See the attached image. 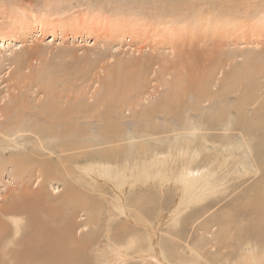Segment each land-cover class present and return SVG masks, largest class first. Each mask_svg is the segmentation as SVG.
<instances>
[{
	"label": "bare ground",
	"instance_id": "obj_1",
	"mask_svg": "<svg viewBox=\"0 0 264 264\" xmlns=\"http://www.w3.org/2000/svg\"><path fill=\"white\" fill-rule=\"evenodd\" d=\"M53 1L0 0V41L7 39L9 44L33 39L30 45L23 47V53H16L12 58L5 59L9 61L8 70L0 66V140L16 148L23 144L21 148L24 149L18 156H11L10 160L7 158V163H1L0 171L11 164L13 171L20 172L24 177L32 178L35 175L39 185L44 188L49 181V175L53 176L59 170V166L53 165L56 154L60 165L64 160L69 162V165L60 166L59 173L61 172L62 178L74 173L71 165L73 161H80L81 158L96 160L91 163L95 165V171L90 164L95 175H118L120 178L114 180L115 184H122L121 178L133 172L130 174L133 177V185H145L150 182L154 186L157 182L162 189L167 183L175 187L180 197L172 217L176 224L184 208L188 209L192 204L197 206L207 201L200 210L195 209L199 216L191 221L193 231L202 233L197 235L193 232L194 238L191 237L185 245L173 241L167 247L165 240L160 241L158 248L157 243L152 240L154 234L151 227L148 229L151 231L150 238L144 248L136 237L130 238L125 244V235L122 237L121 234L129 228L122 226L124 229H119L120 225L119 232L108 235L111 243L107 247L111 254L107 253L112 255L111 257L106 255L100 241L92 249L89 248V251H82V245L93 242L95 232L91 231L86 236L78 237L75 220V215H79L77 206L74 210L66 212V218L63 220L65 222L61 227L58 224L52 226L46 220L40 221L35 217V211L42 209L36 204L40 201L31 204L34 205L29 212V220L22 216L18 205H13L21 198L34 200L36 191L32 190L30 182L27 181L26 187L19 191L20 193L15 190L6 193L4 203L7 206L0 208V252L6 251L13 260L12 264H91V259L96 264H112L113 261L115 264L117 258V264H129L132 256L133 264H257V260L251 255L254 251H251V242L258 248H264V0L200 1L198 15L187 26L191 31L194 28L197 32L193 35L197 47L193 49V57L198 63L190 70L189 82L185 88H189L201 104L211 97L220 96L219 100L209 103L211 109L208 110L196 100V104L203 107L201 116L196 121L191 115L183 114L179 102H167V105L162 103L161 106L159 102L160 107L157 105L158 107L154 108L143 106L144 108L138 111L139 114L134 112L136 116L132 122L135 123L131 131L126 129L123 116L119 112L122 113L124 107L130 106L132 100L133 105H140V97L149 92L151 87L148 84V70H151L152 66L148 69V61L136 58L134 67L137 66L141 71L147 67L143 74L146 77L139 76V71L136 73L139 79L133 78L132 75V79L127 78L125 74L123 77L120 72L122 68L111 73L100 83L102 94L94 98V102L89 101L94 96L85 84L89 80L98 81L100 75L91 73L94 67L86 68L85 71L78 69L79 65L69 62L66 65L51 66L47 60L41 58L39 67L34 69L33 61L42 55L41 41L45 40L47 33L54 37L61 34L67 42L68 36L88 37V33L92 32L87 28L95 24L104 32V36L99 39V44L103 46L113 47L121 44L125 35L131 37V33L120 31L123 22H120L118 16L114 18L104 13L102 18L90 22L84 11L78 15L67 12L75 9L74 6L65 8L62 12L56 10L55 18L51 19L46 8L52 6ZM214 2L223 9L215 11L217 9L214 7L215 10L206 6H211ZM55 3L57 4L56 1ZM84 16L88 20H85ZM102 19L108 23L106 28L102 26ZM161 20L163 21L162 18ZM56 21L63 25H55ZM128 25L127 28L130 27V24ZM60 26L63 28H59ZM38 32L41 33L40 36L37 35ZM2 45L5 46V43H0V47ZM73 49L75 52L76 49L69 46L65 51ZM137 52V56L145 54L142 50ZM117 53L112 50L110 56L116 57ZM123 54L126 55L127 52ZM161 54L159 55L162 57ZM146 55L153 54L147 52ZM164 56L166 57V54ZM123 58L120 56L117 60L122 61ZM152 58L154 59V56ZM2 62L6 64L5 61ZM122 65L123 62L119 67ZM163 71L166 72L167 69L164 67L163 70V66L158 64L152 73L155 76L154 82L157 83L161 75V85H170L171 83L163 79ZM130 82L136 85L135 89ZM217 84L219 86L214 91L213 87ZM234 84L237 86L233 87ZM156 87L154 85V89ZM232 97L235 100H230ZM196 104L188 103L191 110L197 108ZM155 111L165 112L167 116L172 114L171 118L178 120L179 124L172 125L164 123L165 120H155ZM60 136H64L65 140L58 146L47 143L61 140ZM66 136L69 138L66 139ZM29 141H33L32 145L37 149L32 154L24 153ZM162 142L165 144L160 145ZM121 163L123 164L120 165ZM116 165L121 167L119 171H115ZM91 179L97 184V191L103 194L99 188L102 183L94 176H91ZM71 183L68 179L64 184L67 192L65 198L71 193L72 200L76 202V192L73 191L76 188ZM69 185L73 190H69ZM15 187L17 188L16 185ZM116 194L117 196L111 199V206L115 209L113 214L119 213L128 217L125 205L120 204L119 200L124 193L117 191ZM243 199L245 202L240 204L238 201ZM251 203L258 207L247 211L246 207ZM23 205L26 210V205ZM215 206L218 207L217 211L213 210ZM133 207H136L135 203ZM131 211L133 212L132 209ZM244 219L249 222L244 223L247 226L241 224ZM7 221L11 227L8 236L5 226H2V222ZM96 223L94 216H90L82 229L87 228V225L93 228ZM232 229V243H227L228 237L221 242V238L229 236ZM244 231L249 234L246 240L243 239ZM208 233L212 235L207 236ZM178 235L182 239L185 237L180 230ZM12 244L20 247L8 249ZM136 258H140V261H136ZM0 264H7V261L0 258Z\"/></svg>",
	"mask_w": 264,
	"mask_h": 264
},
{
	"label": "rangeland",
	"instance_id": "obj_2",
	"mask_svg": "<svg viewBox=\"0 0 264 264\" xmlns=\"http://www.w3.org/2000/svg\"><path fill=\"white\" fill-rule=\"evenodd\" d=\"M55 1L57 2V4L55 3ZM200 1H203V0H92V1L91 0H61V2L59 0H54L52 2V6H48L46 8L48 11V15L50 14L49 16H51V19L55 18L56 10L62 12L63 10H66L71 6H74L75 9L69 10L67 12L76 13L78 15L79 13L82 14V11H84L85 13H87L85 15H87V18L89 20L85 18L86 16H84V18L85 20H88V21L96 20L97 18L98 19L102 18V15L104 13L107 14L106 16H113L114 18L118 16V18L120 19V22L121 21L123 22L122 27L120 28V31H122V33L125 32V34L131 33L129 34L131 35V37H128L127 35H125L124 36L125 39H123L120 42L121 44L115 45L113 47H111L112 45L110 44H109L110 46L108 45L103 46L99 44L100 42L99 39H100V36L101 37L104 36V32L100 30L99 25H95V24L90 25V27L87 28V30H89V32H92L93 34L88 33V37L83 36V38L80 36H76V37L68 36L67 42H65L61 34H58L56 35V37H54L53 35H51V33H47L45 40L41 41L42 55L40 56L39 59H37L38 61L37 60L33 61L34 69H37L39 67V61L41 62L40 60L41 58L44 60H47L48 61L47 63H49L51 66L62 65V64L66 65L69 62V63H74L76 65H79L80 67L78 69L85 70V71L87 70L86 68L94 67V70H92L91 73L97 76L100 75V77H98V81L96 82L93 80H89L88 82H85L87 90H90L91 92H93V96H94L93 98H90L89 101L94 102V100H96L94 98H98L102 94V90H101L102 84L100 83H102L103 79L107 78L109 75H111V73H114L120 70L121 68L124 69V70L121 69L120 71L123 77H124L123 74H125V77L127 78L130 77L132 79V76H133V78L136 79L138 77L136 75L138 71H139L138 72L139 76H141L142 78L146 77L145 75L143 76V74H144V70H147V67L144 70H142L143 72L141 70H138L137 66L134 67V60L136 58H140L141 60L148 61L147 62L148 69L152 66L151 70H148L150 82L149 83L147 82L149 85H151V87H150V90L147 88L149 92L143 94V97L142 96L140 97V100L138 102L140 104L139 106L138 105L135 106V104L133 105V100H132V104L130 106L129 105L126 107L123 106L124 107L123 112L122 113L119 112L121 116H123V120L125 121L124 123L127 126L126 129L128 131H131L133 129V126H134L133 124L135 122H132V121H135L136 114H139L138 111H141L142 108L144 107L154 108V107H158L159 105L161 106L162 103H166L167 105V102L169 103L179 102L178 104H181V105L180 106L178 105V106L182 107L181 109L183 111V114H186V115L189 114V116L191 115L192 119L196 121L201 116V111H203L202 109L203 107H205L207 110L211 109L210 107L211 104L209 103L219 100L220 98V96L211 97L208 100H204L201 104L195 98L196 97L195 94L191 93L189 88H185V85H187L189 82L190 70L193 68L195 64L198 63L194 61V57H193V53H194L193 49L197 48L195 45V40L193 38V35H195L197 32L194 28L191 31L190 29H188L187 26H189V24L194 21L196 15H198V11H199L198 9L200 7L199 4L201 3ZM214 1H217V0H214ZM214 3H212L211 6L210 5H206V6L211 7L213 10L217 9L215 11H219L220 9L221 10L223 9L218 4H216L217 2L215 3V5ZM100 6L103 8H101ZM100 10H102L103 12ZM99 12L101 13V15ZM72 17H74V15ZM161 18L163 19V21L161 20ZM1 21L2 20L0 18V22ZM55 23H56L55 25H58V26L63 25L59 21L58 22L56 21ZM128 24H130L129 28H127L129 26ZM102 26L104 28L108 26V23H105L103 19H102ZM61 27L62 26H60L59 28ZM246 29L244 28L243 31H245ZM100 32L102 33L100 34ZM96 34H99V36H97ZM37 35L40 36L41 33L38 32ZM72 39H74V41H72ZM82 39L83 41H81ZM32 40L33 39L30 38L26 42L18 41V42L9 43V44L7 42L8 41L7 39L4 41L1 40L2 42L0 41V43L2 44L5 43V46L2 45V47H0V51H1L0 52V63H2V65L0 64V66H3L4 68H6V70H8L9 61L5 59L12 58L16 53H20V52L23 53L25 51L23 50V47L26 45H30L32 43ZM69 46L75 48L76 49L75 52H74V49L68 52L65 51L66 48ZM112 50L113 51L116 50V52H118L116 54V57L110 56V51ZM133 50H137V51L142 50L143 53L145 54H143L142 56L141 55L137 56L138 52L137 51L133 52ZM125 52H127L126 55L123 54ZM147 52L148 54L152 53L153 55L151 56L146 55ZM161 52L165 53L166 57L164 56L165 54L162 55ZM159 54H161L163 58ZM120 56L124 57L122 61L117 60V58H119ZM153 56H154V59L152 58ZM158 59L160 61H158ZM2 61H5L6 64H3ZM121 62H123V65L119 67V64ZM156 62L157 64H155ZM165 62H168V63H165ZM44 63L45 61L42 62V64ZM158 64L163 66V70H164V67L167 69L166 72L163 71L165 73L163 74V79L171 83L170 85H167L168 87L166 85L165 86L161 85L162 84L161 75H159L157 83L154 82L155 76L152 73H154ZM125 70H128L130 73H127V71ZM130 70L133 72L132 74ZM159 72L161 73V70H159ZM135 79H133L134 83H136ZM130 83L128 84L129 85L133 84V87L136 86L134 85V83L132 84ZM79 84H81V81H79ZM154 85L157 86L156 89H154ZM218 86L219 84L215 85L213 87V90L215 91L218 88ZM236 86H237L236 84L233 85V87H236ZM128 88H131V87H128ZM152 88H153V91H152ZM133 89H135V87ZM233 95H236V94H233ZM196 100L199 102V105L201 104L203 107L202 106L199 107V105L196 104ZM230 100H235V98L232 97ZM159 102L161 103L158 105ZM188 103L190 105L195 103L197 105V108L199 109L196 108L194 110H191V107L190 105H188ZM159 109L161 110V108ZM197 110H198V114H197ZM134 112L136 114H134ZM153 114H154L153 118H155V120H158L159 122L161 121L164 122L165 120L164 123H168L172 125L179 124L178 120L171 118L172 114H169L167 116L165 115V112H162V111H155ZM93 125L94 124H92V126ZM93 127H95V125ZM63 137L64 136H60V138H62L61 140L57 139L53 143L52 142H47V143L53 144V146H58L61 142L65 140ZM68 138L69 136H66V139ZM21 141L22 142L24 141L23 138H21ZM2 142L3 141L0 142L1 143L0 144V166H1V163H4V164L7 163V161L11 159L10 158L11 156L13 157L18 156L24 150L23 148H21L23 144H20V146L16 148L11 145H8L6 142H3V143ZM32 142L33 141L28 142V145H26L28 146V148L25 149L24 153L29 154L30 152L32 154V152L37 151V149L34 148V146L32 145L33 144ZM3 144L5 147L3 146ZM163 144H165V142L160 143V145H163ZM54 157H55L54 158L55 161L53 160L54 163L53 162L52 163L55 166H59V170H60V166L64 167V165H67V164L69 165L68 160H66L67 162L64 160L63 164L60 165L58 154H56ZM7 158H9V160H7ZM93 162H96V160H87L86 158H81L80 161H77V160L73 161V163L71 164L72 167L74 168V173H72L73 176L67 174V176H63L62 178V176L60 175L61 172L59 173V170H57V172L54 173L53 176L49 175V179H47L49 181L45 184L44 188L41 187L42 185H39V182L35 178L36 177L35 175H33L32 178L26 177V176L24 177L22 176L20 172L16 170L13 171L12 165L9 164L10 165L9 167L6 166L3 169V171L2 170L0 171V176H1L0 177V208L1 207L6 208L7 206V204L4 203L5 201L4 199L6 198L5 196L6 193L9 194V192L10 191L12 192L13 190H15L16 193H18L19 191H22V189L26 187L27 181H29L31 183V184L29 183V185L32 188V190L36 191V194L33 197L34 200L32 198L28 200H25V198H23L22 200L21 198L17 202L15 201L16 203H14L13 205H16V206L18 205L20 208L19 211L23 213L22 216L26 220H29L31 218V213L29 212L32 209V206L34 205V204L31 205V204L36 201H40V202H36V204H38L39 206V207L37 206L38 208L41 207L43 210L41 209L42 211L41 210L35 211V214H34L35 217L40 221L42 219L46 220L52 226L58 224V226H61V227L63 226L62 224L65 222L63 220L66 218V212L74 210V208L77 206L78 208L76 209V211L78 212L77 214L79 215H77V217L75 215V220L77 221V226H78V229H77L78 237L84 236V235L86 236L91 231L95 232V235L93 236V242L88 243L86 245H82L81 246L82 251H86V250L89 251L90 249H92V247H95V245H97L96 244L97 242L100 241L102 248H104L106 251V255L108 253L111 254V251L108 250V247H107V245L111 243L108 235H114L116 232H119L118 227L120 225L121 227L119 229H124L122 226L129 228L127 232L121 234L122 237L123 235H125L124 236L125 240L123 239V241L126 242L125 244H127L130 238L133 239L136 237L139 242H142V246L144 248H146L145 244L148 238H150L151 231H149L148 229L149 228L151 229V227H152V231L154 234V236L152 237V240L155 243H157L158 248H159L160 241L164 242L165 240L164 243L168 247L170 243L173 241H179L182 245H185L186 242H188L191 237L194 238V234H193L194 226L192 227L191 221L196 220L195 218L199 216L198 213H195V209L197 208V210H200L202 206L207 204V201H205V203L204 202L199 203V205L197 206L192 204L188 207V209L184 208L185 212L183 211L181 213V216H179V221L176 224L175 221H172V217H173V212L178 207L177 204H179L180 197H179V191L175 187H171V185L167 183V186H164L162 189V186H160L159 183L157 182H156L157 184L155 183L154 186H152L150 182H147L145 185L143 184L133 185V177L130 175L133 172L129 174H125L121 178L122 184H117V183L115 184L114 180L119 179L120 177L118 175H116L115 177L111 173L110 174L108 173L103 176L96 174L97 175L96 176L94 173L95 165L91 164ZM90 164L92 165L94 171L90 168L91 167ZM122 164L123 163H121L120 165ZM120 168L121 167L116 165L115 171L117 170L119 171ZM109 169L110 168H108V170ZM62 173H65V172L62 171ZM79 173L81 174L77 175ZM64 175H66V173ZM91 176H94L96 179H98L100 183H102L101 187L99 188H101V190L104 192L103 194L97 191L98 186L92 181ZM202 176L204 175H200V177ZM73 177L76 179H74ZM68 179L72 182L71 185H74V187L76 188L75 190H73L70 188V185L68 187L69 190H73L76 192V199L78 200L76 201L77 204L76 202H74L75 200H72L71 193H69V195L67 194L66 195L67 198H65V193L67 192H66L64 184L65 182H68ZM77 180L79 182H76ZM251 180L252 178L249 180V182ZM17 183L19 184L17 185ZM89 184H93V185L90 186ZM15 185L17 186V188L15 187ZM170 187L172 191L170 190ZM160 189H162V191H160ZM117 191L120 193L121 192L124 193L122 197H120L121 199L119 200H120V204L125 205L126 211L128 213V217L125 216L124 214H119V213H117L116 215L113 214L115 209H113V207L111 206L112 205L111 199L117 196L116 194ZM170 192L171 193L173 192L174 194L172 193L173 194L172 195ZM53 194H54V197H53ZM141 196L143 198H141ZM28 202L29 204H27ZM238 202H240V204H243L245 202V199L240 200ZM134 203L136 207H133ZM22 204L26 205L27 207L26 210H24L25 206L24 205L22 206ZM70 206L72 209L68 208ZM217 206H215L213 210L217 211L218 210ZM257 207L258 206H255L254 203H251V205H247L246 210L252 211ZM155 208L157 211L155 210ZM131 209L133 210V212L131 211ZM23 210L24 212L25 211L26 212L24 213ZM10 214H13V213L10 212ZM90 216H94L95 221L97 223L93 226V228L87 225L88 227L87 228L85 227L84 228L85 230L82 229V227H84L87 219ZM129 216H130V219H129ZM131 217L133 218V221ZM8 222L9 221H7L6 223L2 222L3 223L2 226H5L4 229H6V231L8 232L6 234L7 236L11 232V227L8 226ZM244 223L249 224V222L245 221V219L243 220L241 224H244ZM247 224H244V226L245 225L247 226ZM178 230H180V232L183 235H185L183 239L181 237L180 238L178 237L179 236ZM216 231H217V226L214 227V232ZM1 232L3 233L4 231H1ZM225 232L228 233L229 231L225 230ZM194 233L199 235L202 233V231H199V233L197 232H194ZM232 233H234L233 229L230 231L231 236L230 235L223 236L221 238V242H224V240L228 237L227 243L231 244L233 240ZM208 235L210 236L212 235V233H208L207 236ZM243 237H245L243 239L246 240L247 239L246 237H249L248 232L244 231ZM251 244H252V247H251L252 250L251 249L250 250L255 251V252L253 251L251 255L254 256L255 261L257 260L256 261L257 264H264V256H263L264 248H258L256 244L253 242H251ZM19 247H20L19 245L12 244L8 247V249L14 250ZM256 247L258 248L257 250L255 249ZM111 256L112 255H109L108 257H111ZM0 258L1 260L7 261V264H12L13 262L12 258H10V255L6 251L0 252ZM92 260L93 259H91L90 261L91 264L93 263ZM117 260H115V264H117ZM136 261H140V258H136ZM113 263L114 261L112 262V264ZM93 264H96V263H93ZM129 264H133V256L129 259Z\"/></svg>",
	"mask_w": 264,
	"mask_h": 264
}]
</instances>
